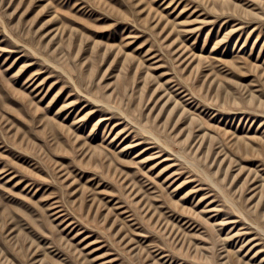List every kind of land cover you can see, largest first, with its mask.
<instances>
[{
    "label": "rangeland",
    "instance_id": "obj_1",
    "mask_svg": "<svg viewBox=\"0 0 264 264\" xmlns=\"http://www.w3.org/2000/svg\"><path fill=\"white\" fill-rule=\"evenodd\" d=\"M0 264H264V0H0Z\"/></svg>",
    "mask_w": 264,
    "mask_h": 264
}]
</instances>
